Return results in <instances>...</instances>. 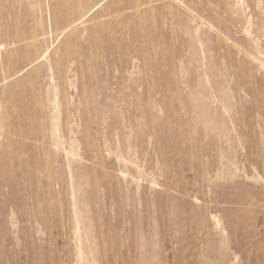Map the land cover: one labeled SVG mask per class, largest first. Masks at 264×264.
<instances>
[{
    "label": "rangeland",
    "instance_id": "374dc122",
    "mask_svg": "<svg viewBox=\"0 0 264 264\" xmlns=\"http://www.w3.org/2000/svg\"><path fill=\"white\" fill-rule=\"evenodd\" d=\"M9 95L0 264H264V0H0Z\"/></svg>",
    "mask_w": 264,
    "mask_h": 264
},
{
    "label": "bare ground",
    "instance_id": "6f19581e",
    "mask_svg": "<svg viewBox=\"0 0 264 264\" xmlns=\"http://www.w3.org/2000/svg\"><path fill=\"white\" fill-rule=\"evenodd\" d=\"M13 55L14 53L10 55L9 58L12 59ZM8 102L11 103L13 106L18 105L22 114L17 115L15 119L9 118V120L6 121L2 120V122H0V125L7 129H20L22 126H24L23 123L27 124V119L25 118V116L27 115L28 105H26L24 101L21 100V97H16L14 95H9Z\"/></svg>",
    "mask_w": 264,
    "mask_h": 264
}]
</instances>
